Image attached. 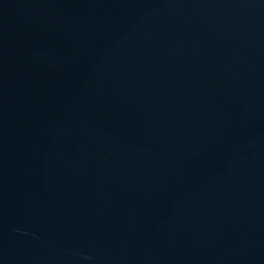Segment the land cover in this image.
<instances>
[{
	"label": "water",
	"instance_id": "1",
	"mask_svg": "<svg viewBox=\"0 0 264 264\" xmlns=\"http://www.w3.org/2000/svg\"><path fill=\"white\" fill-rule=\"evenodd\" d=\"M175 264H264V0H124Z\"/></svg>",
	"mask_w": 264,
	"mask_h": 264
}]
</instances>
